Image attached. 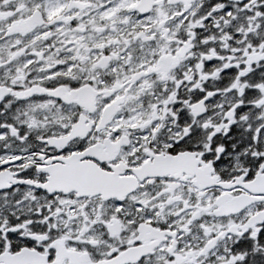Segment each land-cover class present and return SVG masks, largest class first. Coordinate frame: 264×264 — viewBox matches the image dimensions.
I'll return each mask as SVG.
<instances>
[{
	"label": "snow or ice",
	"instance_id": "obj_1",
	"mask_svg": "<svg viewBox=\"0 0 264 264\" xmlns=\"http://www.w3.org/2000/svg\"><path fill=\"white\" fill-rule=\"evenodd\" d=\"M0 264H264V0H0Z\"/></svg>",
	"mask_w": 264,
	"mask_h": 264
}]
</instances>
